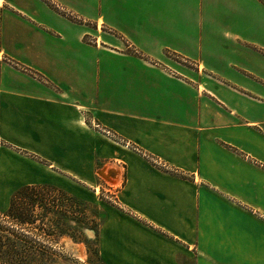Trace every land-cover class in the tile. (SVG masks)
I'll return each instance as SVG.
<instances>
[{
  "label": "crops",
  "instance_id": "0c3cea01",
  "mask_svg": "<svg viewBox=\"0 0 264 264\" xmlns=\"http://www.w3.org/2000/svg\"><path fill=\"white\" fill-rule=\"evenodd\" d=\"M0 144L4 207L112 185L100 264H264V0H0Z\"/></svg>",
  "mask_w": 264,
  "mask_h": 264
},
{
  "label": "rangeland",
  "instance_id": "374dc122",
  "mask_svg": "<svg viewBox=\"0 0 264 264\" xmlns=\"http://www.w3.org/2000/svg\"><path fill=\"white\" fill-rule=\"evenodd\" d=\"M136 54H139V52ZM168 58L169 59L162 60V62L159 63L162 68L164 67L165 70L173 76L185 78L187 72L186 67H188L187 62L178 60L175 57ZM200 61H203L201 55L198 56V60H196L195 62L198 63ZM111 135V138L116 141L118 140L120 144L126 146L125 140L119 138L114 133H111ZM96 186L99 185H95V187ZM109 186L111 187L112 185L101 184V186H99V189L101 191L97 190L96 194L89 186H77V190H79L80 188L83 192L86 193L87 197L89 198L86 199L89 202L85 204H80L79 199H70L66 198V196H61L55 191L51 192L50 196L57 197L58 203L62 206V210H67L69 212V216L73 218L69 222L71 227L61 225L59 226L60 228H58L61 231L56 230L55 227L52 228V223L54 222L56 217L52 211L47 214L46 219L43 221L44 225H42L40 220H36L33 224L30 225L21 227L16 224V226L18 227L20 233L28 236V239L35 240L37 243H39L40 246L46 247L50 255L49 264H100V259L98 257V226L97 231L95 232L91 229L81 230V226L83 224L93 225L95 223H100L98 221L97 214L102 209H100V206L98 204L106 202L111 203L113 202V198L115 196V194L106 191L105 188ZM65 191L68 194L77 196L74 193H71L69 190ZM7 207L8 206L4 207L2 204V200H0V213L4 212ZM39 211L41 212L39 208H36L35 212L37 214ZM1 224L2 229L10 230L11 228L16 227L15 223L10 222L9 219L2 220ZM73 226H75L76 228H74ZM0 234L2 233L0 232ZM85 240H87L86 243Z\"/></svg>",
  "mask_w": 264,
  "mask_h": 264
},
{
  "label": "trees",
  "instance_id": "16d2710c",
  "mask_svg": "<svg viewBox=\"0 0 264 264\" xmlns=\"http://www.w3.org/2000/svg\"><path fill=\"white\" fill-rule=\"evenodd\" d=\"M54 191L61 196H66V198L79 199L80 204L89 202L84 198L68 194L64 189L51 184L25 185L15 189L10 195L8 207L4 212L0 213V232L2 233L0 234V264L50 263V255L46 247L40 246L35 240L28 239V236L20 233L16 224L22 227L40 220L42 225H44L43 221L46 219L47 214L52 211L56 216L54 222L52 221V228L55 227L56 230L61 231L58 229L61 225L71 227L69 222L73 218L69 216V212L62 210L57 197L50 196L51 192ZM36 208H39L41 212L39 211L37 214L35 212ZM97 216L98 221L101 222V213L98 212ZM4 219H9L10 222L15 223L16 227L10 230L2 229L1 222ZM98 224H83L81 230L91 229L95 232ZM73 227L76 228L75 226Z\"/></svg>",
  "mask_w": 264,
  "mask_h": 264
},
{
  "label": "built area",
  "instance_id": "2783aa9c",
  "mask_svg": "<svg viewBox=\"0 0 264 264\" xmlns=\"http://www.w3.org/2000/svg\"><path fill=\"white\" fill-rule=\"evenodd\" d=\"M59 9H61V13H62L63 15H65V16H67L68 18H70V19H74V20H79V18H78L77 15H75V14H73V13H71V12H67V11H65V10L62 9V8H59ZM89 40H90V41H94L96 44L98 43L96 37H95V38L90 37ZM128 47H131V45L128 44ZM134 52H135V53H138L137 50H134ZM93 126H94V128H95L96 130L102 132L103 134H105V135H107V136H109V137L112 136L110 131L101 128L98 124L93 123ZM125 145H126L127 148H129L130 150H132V151H134V152L140 154L144 159H146V160H147L152 166H154L156 169L161 170V171H164V172L172 173V174H178V172H177V170H176L175 168H173V167H171L170 165L166 164V163L163 162L161 159L156 158V157H154V156H150L149 154H147V153L141 151L138 147H136V146L130 144L129 142H126ZM105 189H106L107 192H111V193L115 194V192H113V191L111 190V187H110V186L107 187V188H105ZM97 190L101 191V190L99 189V186H96V187L94 188V191H95V192H97Z\"/></svg>",
  "mask_w": 264,
  "mask_h": 264
}]
</instances>
